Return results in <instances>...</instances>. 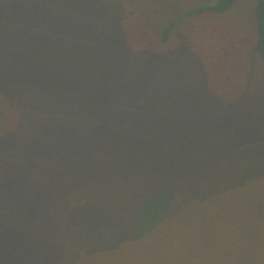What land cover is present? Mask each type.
I'll return each mask as SVG.
<instances>
[{"label": "trees", "instance_id": "obj_1", "mask_svg": "<svg viewBox=\"0 0 264 264\" xmlns=\"http://www.w3.org/2000/svg\"><path fill=\"white\" fill-rule=\"evenodd\" d=\"M0 0V264H264V0Z\"/></svg>", "mask_w": 264, "mask_h": 264}, {"label": "rangeland", "instance_id": "obj_2", "mask_svg": "<svg viewBox=\"0 0 264 264\" xmlns=\"http://www.w3.org/2000/svg\"><path fill=\"white\" fill-rule=\"evenodd\" d=\"M251 0H241L237 8L232 13V17L237 20L245 19L251 15Z\"/></svg>", "mask_w": 264, "mask_h": 264}]
</instances>
